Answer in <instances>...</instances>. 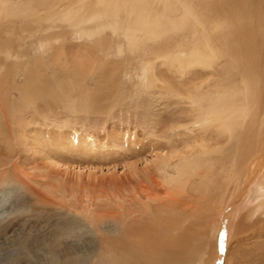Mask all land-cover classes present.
Returning <instances> with one entry per match:
<instances>
[{
	"label": "bare ground",
	"instance_id": "6f19581e",
	"mask_svg": "<svg viewBox=\"0 0 264 264\" xmlns=\"http://www.w3.org/2000/svg\"><path fill=\"white\" fill-rule=\"evenodd\" d=\"M52 1L54 0H0V18L5 17L9 21L16 19L25 21L28 14L38 11V7H50ZM103 1H105L106 6L100 7L99 11H96L88 19L86 18L84 26L80 28L83 38L85 40L98 38L96 43H101V48L109 49L111 48L110 40L112 39L107 34H112L119 39L118 55H121L124 51L139 52V55L135 57L138 59V65H136V70L133 69L135 72L137 71L135 77L139 82L138 85L144 91L154 90L157 82V75H155L157 64L173 69L172 73L180 75L181 83L187 87L184 94L182 92V95L178 96L179 100L189 106L190 112L194 113L193 118L184 127L182 126L183 133L177 132L174 135L173 133L165 135L163 140L159 138L160 141L155 142L151 165H145L141 171L129 160L130 156L135 155L133 152L138 147L141 150L144 149L147 141L138 140L134 132L111 133L110 131L104 143L97 145V142L93 139V143L87 141L88 137L83 132L73 131L68 133L67 131L70 130L67 121L60 123V121L52 118V109L42 116L45 123L39 124L37 120H23L24 113L22 109L6 105V111L0 114V118H3L0 119V126H4L3 123L6 122L10 123L5 125L10 127L12 137H9L10 140L6 139V143L11 146L13 138L18 141L17 148L19 150L18 154L22 158V165H20L21 168L19 166L15 170L20 174L19 177L17 176L19 182L9 186L0 185V195L6 192L4 189L6 187L7 198L13 197L15 199L13 206L16 211L21 212V209H26V207L29 210L39 208L36 209L37 212H41L40 209H43L42 212L47 211V215H51V223L47 226L50 231L46 233L45 238L26 241L28 244H25V241L22 240L15 243L18 244L19 250L24 249L26 253L29 252L28 249L35 251L45 249L49 251L48 253H54L55 251H50V249L56 247V238L61 234L58 230H55L60 223L56 210L66 207V203L68 207L75 211L76 214H73L75 217L78 216L80 219L86 217L87 224L93 226L94 230L89 225L84 224L80 228L76 221L71 218L69 224H67L68 228L61 227V235L68 237L75 232V227L79 234L84 236L83 229L88 230L89 227L90 231L102 239V250L98 253L96 264H124L126 263L125 256L122 252L119 253L115 250L113 233L110 231L113 224L116 223L115 219H119V214L124 216L133 212L134 222H140L143 220L144 215H150L152 206H158L159 212L173 210L185 203L182 198L186 196V192L191 191V194L197 195L199 199L202 197L203 200H206L204 204L202 203L201 209L199 208L205 216L191 215L189 212L191 216H188V220L197 224L198 221L204 219L206 220L204 228L216 225L219 232L228 230L227 233H229L233 230L234 239L229 248V257L231 258V252L238 248L242 249L244 242L248 241L247 232L249 230L253 232L254 228L252 227L255 225L250 224L249 216L251 214L247 212L235 224L234 217H232L233 209L244 198L246 191L249 189L246 190V188L259 176L262 177V186L260 189L258 188V192L262 191L264 194V134L261 135L262 138H260L258 146L256 144V139L260 137L258 134H261L264 130V86H262L264 76H261L264 75V0H97V4L99 5ZM121 1L122 5L120 4ZM123 3L125 11L121 15ZM70 23H73V20L67 15L64 19H60L58 24H50L45 32L43 30L39 31V34L43 33L42 35H45L48 31L53 34L52 32H55L56 29L59 30L58 33L55 32L56 35L54 33L48 38L37 35L39 37L37 41L39 47L35 46L33 48V54H47L45 52L50 50L54 40L57 43L65 38L64 26L68 27ZM184 34L188 37H185ZM177 37H180L178 40H181L176 41L175 38ZM120 39H124L126 45L121 43ZM187 43L194 44L195 47L189 50ZM62 47L65 48L64 44ZM14 48L13 45H9L8 42L1 39L0 34V95H3V93L9 94L10 90L7 88L10 85L17 84V78L20 76L23 80V85L19 87V89H23L19 99L22 106L28 107L35 104L31 96L32 88L40 85L41 81H43V84H48L47 89L43 90L42 93L52 100L53 91L56 88L58 89L60 85L63 88L62 84L57 81L60 78L56 75L58 73V71H55L57 67H54L53 74L49 65H46L48 71L52 73L49 74L47 70L38 67L40 65L37 63V59H46V56L32 57L29 58L30 68L24 73L25 62L23 63V61L26 53L24 49L18 52ZM148 51L157 54V56L155 55V61L148 58ZM12 52L17 54L13 55ZM11 59H13L12 66L10 69H6L8 61ZM223 60H225V63H222L221 67L219 66L223 73V76H221L217 71H219L218 65ZM150 64L154 66L153 70L150 69ZM200 70L206 73L205 76L207 77L205 79L207 80L204 81L200 79V76H197ZM60 71L63 72L61 68ZM64 71L66 72V70ZM150 73L151 75H149ZM192 74H194V78L198 77V79H192L190 76ZM69 75H66L67 79H69ZM126 75L123 76L126 77ZM130 77L133 79L134 75L132 74ZM233 78L238 79L236 90L229 92L226 89L224 92H217L216 95L212 93L211 89L218 86L217 79L219 82H223V80L235 81ZM169 80L171 79L169 78ZM192 80H196L194 82L195 88L190 87ZM200 80L202 83H199ZM204 84L207 85L206 89ZM66 85H68V82ZM79 88L81 87L79 86ZM165 93L169 92L165 91ZM176 93L180 92L177 91ZM172 94L174 95V93ZM79 99L85 102L84 97H79ZM83 102L82 104H84ZM75 103L70 102V104H67L66 111L69 114L86 113L85 110L82 111L81 109H84V106L81 107L80 104L76 105ZM169 105L171 104H167L168 111H164L171 118L172 112L169 111L173 107H170V109ZM174 105L177 107V104ZM24 111L27 112V110ZM157 114L159 113L154 115ZM71 115L69 117H72ZM153 122L154 120L151 123ZM6 130L9 129L6 128ZM4 131L5 126L2 127L0 136L3 135ZM152 135L156 136L153 133ZM183 136L185 140H183ZM4 137L6 138V136ZM179 143H183L185 147H180ZM10 146H6L7 149H11ZM17 148L12 147L11 150L15 151ZM12 151L10 154H13ZM8 160H11V156ZM93 160L99 161V163H105L104 160H108L113 166L116 162L121 166L124 165L125 169L128 167L131 171V179L128 178V180L135 181L139 179L140 182L129 190H122L121 187L125 182L119 178L116 180L121 182H119L120 193L117 197L107 192L106 187L103 189L88 184V182H85L88 179L83 180L79 176L81 173L74 174L76 180L72 181L57 172L51 171V168H58L62 162L72 161L82 163L84 166ZM245 163L249 164L247 170L244 169ZM6 167L5 170H7ZM36 167H39V171ZM32 170H34L33 176L30 173ZM228 172L233 173V176L236 174L235 178L240 175L239 179L245 187L241 188L239 194H233L234 197L231 198L230 205L226 206L225 209L222 208L224 198L220 196L222 190H224L222 188L230 184V181L226 182L225 178ZM155 174L159 175L158 180L163 183L162 195L149 188L151 186L148 183L153 185L156 182L152 180ZM34 176H37L40 180L35 181ZM42 178L46 182L45 194L36 189ZM0 182L2 183V177H0ZM190 182L191 187L188 186ZM188 188L189 191H187ZM124 191L127 194L122 198ZM257 196L259 195L257 194ZM164 197L170 198L168 204L162 203ZM113 199H115L116 212L110 214L109 209L100 214L102 208H107L109 204H113ZM73 201L76 202V205L71 204ZM82 202L84 203L83 206ZM125 202L129 203V206H126ZM256 204L257 207L252 208L250 213L260 210V216L263 218L264 199ZM223 211L228 215L223 214L224 216L221 217ZM4 213L6 214V212L2 214ZM13 213L16 214L14 210L11 214ZM213 218H215V222H213ZM257 220L256 225L260 224V220ZM0 221V230L6 234L10 223H6L3 219ZM177 221V218L171 221L173 228L178 227ZM123 228L126 230L127 237L136 240L142 246L144 242L151 245L157 244V247L152 251V257L161 260L163 264H172L170 255L166 259L164 258V252L167 249L172 251L171 255L179 253L173 245L175 238L172 236H168L161 243H158L157 239H143V237L148 236V233L145 230L140 231V229L132 228L124 220ZM116 232L120 233L118 228H116ZM132 235H137V237L135 238ZM6 239L7 242L5 239L0 240V248L10 240ZM223 243L222 238L218 242L219 252L217 251V244L214 243L218 253L217 260H221L224 250L221 249ZM131 244L134 249L140 252L143 251V248ZM28 254L23 259V263L34 264L29 261L32 256ZM226 255L228 256V254ZM261 256L264 258V255ZM172 258L177 260L179 256H173ZM85 259L80 254L75 253L73 255L68 254L54 263L50 259L48 264H88V257L86 256ZM211 263L212 260L208 257L205 264ZM240 263L237 262V264Z\"/></svg>",
	"mask_w": 264,
	"mask_h": 264
},
{
	"label": "rangeland",
	"instance_id": "374dc122",
	"mask_svg": "<svg viewBox=\"0 0 264 264\" xmlns=\"http://www.w3.org/2000/svg\"><path fill=\"white\" fill-rule=\"evenodd\" d=\"M120 4L122 5V1ZM103 6H106L105 1L98 5L97 0H54L51 2L50 7H38V11L32 14H28L25 18V21H23L22 19L9 21V19H5V17L0 18L1 39H4V41L8 42L9 45H13V47H15V51L19 52V50L23 51L24 49V52L26 53L23 61V63L25 62V65L23 67L24 73L27 72V69L30 68L31 62H29V58H40L42 56H46V59H37V63L38 65H40L38 67L48 71V66L46 65H49L50 70L54 74L53 70L56 66L57 70L55 71H58L56 75L60 77L58 78L56 76V79L58 78L57 81L60 82L63 87L61 88L60 85L58 89L56 88L53 91V98L51 100L50 97L42 93L43 90L47 89L48 84H43V81H41L40 85H37L35 88H32L31 96L35 101V104L29 105L28 107H24L21 105L19 100L23 90L19 89V87L23 85L22 77L19 76L17 78V84L10 85L7 88L10 90L9 94L3 93V95H0V114H3L6 111V105H11V107L22 109L24 113L23 120H37V123L41 124L42 122H44L42 116L49 113L52 109V118L56 119L57 121H60V123L63 121H67V126H69L70 130L67 131L68 133H72L73 131L83 132L84 135L88 137L87 141L93 143V139L97 142V145L104 143L105 138L107 137L110 131L111 133L134 132L138 140L142 142L147 141V144L145 145L144 149L141 150V148L138 147L133 152L135 153V155L130 156L129 160L130 163L133 162L135 166L142 171L145 165H151L152 155L154 154L155 149V142L160 141L161 138L163 140L165 135H171L172 133L174 135L177 134V132L183 133L184 125H186L193 118L192 116L194 115V113L190 112V108L188 105L185 104V102L179 100L180 94L182 92V94H184V90L187 87L186 85L184 86V84L181 83L182 79H180V75L178 76V74H175L174 72L172 73L173 69L165 65L163 67V65L155 64V67L157 68H155V75H157V82L154 86L155 92L153 89L149 91H144L138 85L139 82L135 77V73L137 71H134L136 65H138V59H136L135 57L139 55V52L132 51V53H130L128 51H124L121 55H118L119 39H117V37L113 36L112 34H107V36L111 37L112 39L110 40L111 42L109 41L111 43V48L109 49L101 48V43H96V40L98 38H93L94 40H85V38H83L80 28L84 26L85 19H88V17L93 15L96 11H99L100 7ZM121 11L122 12H120V14L122 15L123 11H125L124 3L121 8ZM67 15L71 17L73 23H70L68 27L64 26V31L66 32V35L61 32V34L64 35L65 40H60L57 43L55 42L56 40H52L53 43L51 44L50 50H48L49 52H45L47 54H33V48L35 46L39 47L37 41L40 36H46V38H48L52 36L55 32L58 33L59 30L56 29L55 32H52L53 34H50L51 32L48 31V33L45 35H42L43 33L39 34L38 32L41 30L45 32L50 24H58L59 20L64 19V17ZM57 33H55V35ZM184 35L185 37H188V35ZM179 38H175L176 41H180L181 39L178 40ZM120 40L121 43L126 45L124 39ZM63 44L65 48L62 47ZM187 45L189 50H192L195 47L194 44L187 43ZM28 46L31 47L28 48ZM12 54L16 55L17 53L12 52ZM148 55V58L151 61H155V55L157 56V54H153V52L148 51ZM12 60L13 59L8 61L6 69L11 68L13 63ZM224 61L225 60L221 61V64L218 65L219 71L217 72L220 73L221 76H223V73L220 67L222 63H225ZM153 67L154 66L150 64L151 70H153ZM60 68L63 72L60 71ZM64 70H66V72ZM51 71H48V73L50 74ZM169 72H171L172 74ZM124 73L127 74L126 77L123 76L125 75ZM198 73L199 74H197V76H200V79H203L204 81L207 80L205 79L207 77L205 76L206 73H204L203 71L201 72V70ZM132 74L134 75L135 79H132V77H130ZM66 75H69V79L66 78ZM149 75H151V73ZM168 76L171 80H169ZM190 76L192 77V79H198V77L194 78V74ZM149 78L151 79V76ZM236 78H233L235 81L223 80V82H219L217 79L218 86L211 89L212 93L216 95L217 92H224L226 89H228L229 92L236 90L238 88V79ZM62 80L63 82H61ZM178 81H180V85L178 84ZM195 81L196 80H192V84H190L191 88L196 87L194 84ZM67 82L68 85H66ZM199 83H202V81L200 80ZM73 84L74 86H72ZM79 86L81 88H79ZM206 86L207 85L204 84L205 89ZM262 86H264V83L262 84ZM170 89H172V91H170ZM165 91H168L169 93H165ZM177 91L180 93H176ZM87 92L90 93L87 94ZM172 93H174V95ZM79 97H84L85 102L81 101ZM67 98L70 99L67 100ZM70 102H76L75 104H80L81 107L84 106V109H81L82 111L85 110L86 113L82 112L81 114H69V112L66 111V106L67 104H70ZM82 102L84 104H82ZM167 104H171L169 105V108L173 107L172 110H170L171 108H168L170 110L169 112H172L171 118L169 114H166L165 112L167 110ZM174 104H177V107ZM24 110H27V112H25ZM156 113L159 114L154 115ZM69 115H71L72 117H69ZM260 118L262 119L261 116ZM153 120L154 122L151 123ZM6 123L10 124L9 122ZM6 123H3V125L5 126V131L3 135L0 136V145L2 146H0V177H2V183L0 182V185L9 186L19 182L18 177L20 176V174H18V172H15V170L18 169L20 165H22V158L18 154L19 150L17 148V140H14L13 138L11 146L9 143H6V139L10 140L9 137H12V131L10 130V127H7V125H5ZM4 126H0V131ZM6 128L9 130H6ZM143 128L145 129V131ZM154 128L155 130H153ZM152 133L156 136H153ZM262 134H264V130L261 134H258V136L260 137L257 136V146L258 142L260 141V138H262ZM4 136H6V138ZM183 140H185V137ZM178 145H180V147L184 146L183 143H179ZM6 146H10L11 149L12 147H15L17 149H15V151H12L11 149H7ZM11 151L13 154H10ZM10 156L11 160H8ZM104 162L105 163H99V161L93 160L92 162L90 161L89 164L83 166L82 163L79 164L77 162L66 161L64 163H60L58 168H51V171L57 172L72 181L76 180V176H74V174L76 175V173H81L79 176L83 180L88 179V181L85 182H88V184H91L93 187L97 188L102 187L103 189H105L106 187L107 192L112 193L117 197L120 193V181L116 180H118L119 178L125 182L123 187H121L122 190H129L137 186V184L140 182L139 179L135 181L128 180L131 175V171L128 167L125 169L123 167L124 165L121 166L117 162L113 166V164L108 160H104ZM248 165V163H245V170H247ZM5 167L7 170L4 169ZM19 168H21V166ZM37 171H39V167L37 168ZM4 172L5 174H3ZM43 172L45 171L43 170ZM30 173H32L33 176L34 170L30 171ZM235 176L236 174H234L233 176V173L231 172H228V175H225L226 182L230 181V184L225 186L227 187L226 189L225 187L222 188L224 190L221 189L222 194L220 197L224 198L222 208H225L226 206L230 205V202L234 197L233 194H239L243 189L242 187H245L242 184L243 182L239 179L240 175H238L236 178ZM158 179L159 175L155 174V177L152 180H155L156 182L153 185L150 183L148 184L151 186L149 187L151 190H153L154 192H158L160 195H162V189L164 188V186L163 183H161V181ZM3 180L5 181L4 183ZM34 180L39 181L40 179L37 176H34ZM129 182L132 183L130 184ZM45 183L46 182L42 178L41 182L36 188L38 191L44 192V194ZM191 185L192 184L190 182L188 186L191 187ZM261 186L262 177L259 176L254 180V182H252L249 187L246 188V190L248 188L249 189L247 190L248 192L246 191L245 196L242 199L243 201L241 200L239 204L233 209L234 212L232 217H234L233 221L235 224H237L239 218L244 217L245 213L247 212L251 214V216H249L250 224L255 225H253L254 227H252L254 228V230L251 228L253 232L251 230H249L250 232H247L246 236L248 241L244 242V246L242 247V249L238 248L233 250L234 252H231V258L229 257V248L232 240L234 239L233 230H231V232L229 233H227L228 230H226V232H219L217 230L216 225L204 228V225L206 224V220L204 219L198 221L197 224L192 223L188 220V216H191L192 214L200 215V217L202 215L205 216L204 212L199 210V208L201 209L202 205L206 201L203 200L202 197L199 199L197 195L191 194L192 192L189 191V188L187 189V191L189 192H186V196L182 198V200L184 199L185 203L180 205V203L177 202V204L180 206L173 210H165L159 212V207L154 205L151 208L152 212L150 213V215H144L143 220L136 223L133 220V212H130L124 216L122 214H119V219H115L116 223H114L112 228L110 229L114 237L115 250H117L119 253L122 252V254L125 256L126 263L124 264H163L161 260L152 257V251L155 247H157V244L151 245L150 243L144 242L142 246L136 240L126 236V230L124 229L125 227L123 228L124 220L127 224H130L134 229H140V231L145 230V232L148 233V236L143 237V239H157L158 243H161L168 236L174 237L175 242L173 243V245L179 253L176 255H171L172 251H170V249H167L164 252V258L166 259L170 255L172 264H205L208 257H210L212 260L211 264H237V262H241L240 264H264V258L261 256L264 255V217L261 218L260 210L255 213H250V210L252 208L257 207L256 203L264 199L263 192H258V188L260 189ZM4 189L7 192V188L4 187ZM6 192L0 195V220L3 219L6 223H10V227L8 231H6L7 235L5 233H2L0 230V240L5 239L7 242L6 238H8L10 239L9 241L11 243L9 241L8 243L5 242V246H2L0 248V264H26L23 263V259L26 258V255L28 253V255L32 256V259H29V261L33 262L34 264H48V261L50 259H52L54 263L68 254L73 255L75 253L83 256L84 259L87 256L88 264L97 263L96 260L98 258V253L100 252V250H102V239H100L95 235V233L90 231L89 227L88 230L83 229V232L85 233L84 236L79 234L75 227V232L69 235L68 237L61 235V227L68 228L67 224H69L71 218L76 221V224H78L80 228H82L83 224L89 225L87 224L86 217H81L84 220L80 219L78 216L75 217L73 215L76 214L75 211H73L72 208L68 207L66 203V207H62L60 210H56L60 223L55 228V230H58L61 234H59L60 236L56 238V247L50 249V251L55 252L48 253L49 251L45 249H40L38 251L28 249L29 252L26 253L24 252V249L19 250L18 244L15 243L18 240L25 241V244H28V242L26 241H33L35 239L45 238L46 233L50 231L49 227L47 226L51 223V215H47V211L42 212L43 209H40L42 210L41 212H37L36 209L38 210L39 208L29 210L26 207V209H21V212L16 211L15 207L13 206L15 199L13 197L7 198L8 195L6 194ZM126 194L127 193L124 191L122 194V198ZM257 194L259 196H257ZM114 200L115 199L112 200L113 204H109L107 208H102L100 214L105 213L109 209L110 214L115 213L116 209L114 206ZM169 202L170 198L164 197L162 203L168 204ZM71 204L76 205V202L73 201ZM124 204L126 206H129V203L127 202H125ZM26 205L28 206L29 204ZM83 205L84 203L82 202V206ZM12 210H14L16 214H11ZM3 212H6V214H2ZM189 212L191 215L189 214ZM223 214L228 215L225 211H223L221 217L224 216ZM175 218H177L178 220L177 228H173L171 225V221H174ZM257 219L260 220V224L256 225L255 222L258 221ZM213 222H215V218H213ZM258 225L261 227H259ZM90 228L94 230L93 226H90ZM116 228L119 229L120 233L116 232ZM132 236L135 238L137 237V235ZM222 238L224 243L221 249L224 250L222 253L221 260H217V251L219 252L218 242ZM13 241L14 243H12ZM118 241L120 242L119 244L117 243ZM131 243H133L137 247L143 248V251L140 252L134 249ZM214 243L217 244V251L214 247ZM248 243H250L251 245H249ZM67 245L68 247L66 248ZM24 247L27 248L26 246ZM34 247L36 248V246ZM226 254H228V256ZM173 256H179V258L177 260H174L172 258Z\"/></svg>",
	"mask_w": 264,
	"mask_h": 264
}]
</instances>
